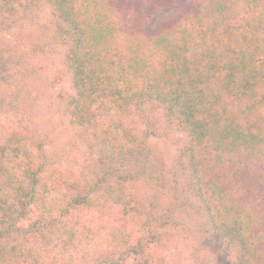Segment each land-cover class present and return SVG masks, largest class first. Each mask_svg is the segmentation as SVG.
Segmentation results:
<instances>
[{
  "label": "trees",
  "instance_id": "1",
  "mask_svg": "<svg viewBox=\"0 0 264 264\" xmlns=\"http://www.w3.org/2000/svg\"><path fill=\"white\" fill-rule=\"evenodd\" d=\"M139 1L0 0V31L29 42L0 41V106L25 105L59 43L50 107L83 146L75 175L28 129L0 130V264H181L177 239L188 264H264V0H192L151 28Z\"/></svg>",
  "mask_w": 264,
  "mask_h": 264
},
{
  "label": "rangeland",
  "instance_id": "2",
  "mask_svg": "<svg viewBox=\"0 0 264 264\" xmlns=\"http://www.w3.org/2000/svg\"><path fill=\"white\" fill-rule=\"evenodd\" d=\"M183 1V4H181ZM192 0H140L138 5L140 8L133 13L134 22L140 25H145L151 28L156 27L159 23L170 21L176 18L180 9L190 3ZM31 3V0H25ZM181 7V8H180ZM36 23L30 25L35 28V33L42 32L43 27H48L50 24V10L47 6L41 5L35 10ZM26 28H29L26 27ZM20 31L14 28L10 31H0V41H7L18 45L22 50H29V42L22 39L16 32ZM14 32V33H11ZM62 47L59 43L50 51L40 54L35 59V68L37 72L31 79V90L27 97V102L18 110L4 109L0 106V130L5 132L10 129H28L37 139L46 141V148L54 153V158L58 160L63 170L72 171L75 175H79L81 166L79 157L83 146L76 142L72 134L61 125L58 118L53 115V108L50 107V102L53 99V94L60 87L67 84L66 75L60 76ZM143 126L140 125L139 130L142 131ZM183 136L179 132H168V135H163L155 141L162 148L172 151L173 139H178ZM153 140V139H152ZM164 149V150H165ZM264 179V175L263 178ZM264 188V184H262ZM261 196V199H263ZM35 216L33 213L20 221V225L27 227ZM178 241V239H177ZM170 248L166 253L171 262L178 261L181 264H188V249L182 246V243H177ZM222 244L221 237L217 238V245ZM229 253H223L218 259V264H229ZM86 264H94L92 257H89ZM128 264H132V259L128 260Z\"/></svg>",
  "mask_w": 264,
  "mask_h": 264
}]
</instances>
